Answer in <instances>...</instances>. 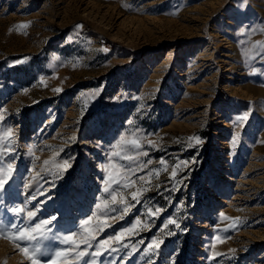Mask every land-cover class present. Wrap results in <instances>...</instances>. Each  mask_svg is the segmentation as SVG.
Returning a JSON list of instances; mask_svg holds the SVG:
<instances>
[{
	"label": "rangeland",
	"instance_id": "374dc122",
	"mask_svg": "<svg viewBox=\"0 0 264 264\" xmlns=\"http://www.w3.org/2000/svg\"><path fill=\"white\" fill-rule=\"evenodd\" d=\"M0 118L15 157L0 227L28 224L31 210L32 224L57 217L49 236L78 232L79 243L93 212L97 241L140 221L83 260L86 245L17 242L9 229L0 264H32L20 248L34 244L49 250L38 264H264V0H0ZM121 137H138L148 155L124 160L135 153ZM156 169L151 184L137 179ZM109 178L136 181L117 189L133 205L123 219L95 208ZM138 188L139 203L129 195ZM153 239L163 243L146 254Z\"/></svg>",
	"mask_w": 264,
	"mask_h": 264
},
{
	"label": "snow or ice",
	"instance_id": "6c2138e0",
	"mask_svg": "<svg viewBox=\"0 0 264 264\" xmlns=\"http://www.w3.org/2000/svg\"><path fill=\"white\" fill-rule=\"evenodd\" d=\"M243 2L246 3V0H243ZM77 27H80L79 25ZM243 35H248L249 33L246 31L244 33H242ZM259 43V42H258ZM61 89L57 88L55 89V91L59 92ZM248 116L247 114L238 117L237 119L240 121H244L247 120ZM2 119V118H0ZM12 133V129L8 128L7 132L5 133V135L11 136ZM74 139V137H73ZM189 140H194L197 144L201 143V140L198 136H193L190 137ZM121 143L125 146H129V151H134V155H127L125 154L123 156L124 160L127 161H137L138 158L143 155V156H147L148 154L146 152H142L141 149V142L140 139L137 138H133L131 140H126L125 137H121ZM149 145H153L154 142L153 141H148ZM189 146H191V144H189ZM13 145L11 140L9 139L7 142L3 141V138L0 137V198L3 197V195L6 193L7 191V186L10 184L11 180L14 178V173H15V169L13 168V160H14V153L11 151ZM4 151H8L9 152V158H8V162L5 164L3 163V154ZM32 153V149L29 148V154ZM113 156H120L121 153L120 152H116L114 151L112 153ZM44 165H48L49 161L45 160ZM151 163L150 161H145V164ZM166 162L161 159L160 164L164 165ZM187 161H182L179 163H176L171 170V177L174 178L177 176L178 173V169L181 167V164L183 165H187ZM138 168H140L141 170H143V165H137ZM58 167L66 172L70 167V163L68 160H64L61 164L58 165ZM166 170V169H165ZM129 171H131V169H129ZM159 169L156 170H151L149 172H147L145 174V176H138L137 179L139 181L145 182L146 184H151V178L153 176H157L159 175ZM135 175V173H133ZM53 175H56L57 178L58 174L53 173ZM128 182L121 184V181H118L114 178H109L104 180V184L105 187L103 188V191L107 194V196L101 200L99 203H97L95 205V208L97 210H101L100 211V215L106 218H111V219H116L117 217L112 216V213H116L119 212L120 219H123L124 215H126L130 209L132 208V204H130L126 197L124 195L121 194V192H118L117 189H127V188H132L136 181L132 180L131 178H126ZM54 186V185H53ZM144 189L142 188H138L135 191H131L129 193V195L131 196V200L132 201H136L137 203H139L140 201L138 200V197H140L142 195ZM44 194V193H41ZM118 196L120 197L118 199ZM50 198V197H49ZM32 199H36L35 196L32 197ZM9 211H11L14 216H21L24 212L25 209H23L22 207H12L11 209H9ZM161 212L160 208H156L155 211H152L151 209H149V215L155 217L157 213ZM27 216V220H28V224L24 225V226H20L17 223H10L8 225L7 228L4 227H0V237H5L6 233L8 232L9 229L12 230V239L14 241H35L37 239V236L34 234H39V236L44 239V240H54V241H58L61 244H67L69 242L75 243V247L79 248L80 245H86V247L78 252V258H80L81 260H83L84 257L86 256H90L92 258H96L99 257L101 255H103V253L101 252V247L102 246H109L110 247V241L112 240H116L117 242H119L121 240V237L124 236L125 232L131 233L134 231V229L137 228V226L140 224V221H136V223L134 225H132V227L123 230L121 233H118L116 236L114 237H108L105 240H100L97 241V236L96 234L93 232L92 229L86 227L87 225L90 224V222L92 221L93 217L96 216V212H93V214L89 217H87L86 219L82 220L80 223V227L83 228L84 233H86V235L82 236L79 243H76L74 238L79 235L78 232H70L64 236H59V235H52L49 236V233H52L53 231V223L56 221L57 217L56 216H52L48 219H42L39 220V222H36L34 224H32L31 222L35 219V217L37 216V213L35 211H31L28 210L26 213ZM167 224H172L175 225V227L177 229H180V223L177 222L176 219H169L167 221ZM167 226V225H165ZM98 231H103L102 228L98 229ZM174 233L169 232V235H172ZM93 242L95 243V251L93 252H89L88 249L93 248ZM142 243V242H141ZM163 243L162 240H157V239H153L150 243L147 244V246L144 248V252L146 254H148L151 250L152 254H155L159 248L160 245ZM17 246L19 247V245L17 244ZM124 248H127L128 245H123ZM108 249L105 248L104 251H107ZM112 251H117V249L113 248L111 249ZM20 251L23 252L26 256H28V258L32 261V264H38V260L36 259L37 256H47L49 255V250L40 245V244H34L31 248V250L27 247H23L20 248ZM72 251V249L70 248H64V249H54L51 252V255L54 257H60V256H66L68 252ZM132 251H136L135 247L133 246ZM233 253L236 251L235 249L230 250ZM88 264H95V260H90L88 262ZM147 264H153L152 260L149 259L147 261Z\"/></svg>",
	"mask_w": 264,
	"mask_h": 264
}]
</instances>
